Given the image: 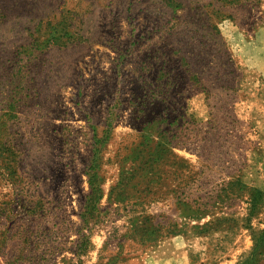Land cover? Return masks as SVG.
<instances>
[{
	"label": "rangeland",
	"instance_id": "1",
	"mask_svg": "<svg viewBox=\"0 0 264 264\" xmlns=\"http://www.w3.org/2000/svg\"><path fill=\"white\" fill-rule=\"evenodd\" d=\"M0 264H264V0H0Z\"/></svg>",
	"mask_w": 264,
	"mask_h": 264
}]
</instances>
